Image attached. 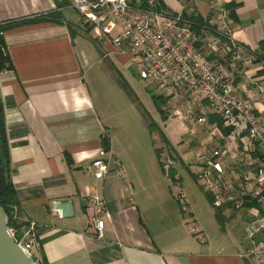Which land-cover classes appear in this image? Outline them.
<instances>
[{
	"label": "crops",
	"instance_id": "crops-1",
	"mask_svg": "<svg viewBox=\"0 0 264 264\" xmlns=\"http://www.w3.org/2000/svg\"><path fill=\"white\" fill-rule=\"evenodd\" d=\"M161 2L170 10L183 9L187 2L201 16L209 11L206 0ZM223 2L232 3L225 10H230L233 37L253 53L264 55V0ZM50 11L57 14L55 20L30 21ZM0 21L17 22L3 32L12 67L6 72L0 70V100L10 175L20 202L18 218L37 223L33 254L41 239L48 264H261L240 255L246 245L238 242L236 216L243 208L221 205V219L214 217L215 232L206 233V227L191 209L185 213L179 204L168 201L171 196L166 193L170 191L172 195V190L162 186L163 174L153 162L145 166L127 155L124 146L114 144L113 114L97 105L89 87V80L95 76L88 73H92L95 61L104 58L119 72L107 55L111 53L124 63L128 62L125 54L114 51L91 30L84 32L83 20L67 0H0ZM229 73L237 93L249 98L264 125V65L251 62L243 71L230 69ZM119 75L121 86L131 96L126 79L120 72ZM149 91L158 93L156 89ZM180 103L185 109V102ZM152 104V109L143 108V114L160 118L161 126L153 117L152 120L163 128L180 166L195 181L194 153L211 145L203 126L190 124L193 132H189L185 118L163 120ZM209 116L215 117L209 113L208 119ZM102 135L108 137L107 150L101 147ZM155 148L161 161V144ZM231 156L232 150H228L224 161H230ZM95 157L108 162V171L101 178L92 175L91 160ZM114 158L123 176L118 174ZM156 162L159 165L155 154ZM192 164L195 170L189 167ZM178 165L168 167L173 169L172 176L160 165L159 168L176 181ZM86 188L103 200L109 213V218L102 216L100 237L93 233L87 217ZM65 199L71 205L67 216L53 205L55 200ZM190 223L202 231L203 240L187 234Z\"/></svg>",
	"mask_w": 264,
	"mask_h": 264
},
{
	"label": "built area",
	"instance_id": "built-area-1",
	"mask_svg": "<svg viewBox=\"0 0 264 264\" xmlns=\"http://www.w3.org/2000/svg\"><path fill=\"white\" fill-rule=\"evenodd\" d=\"M208 18L192 28L182 9L158 6L156 0H67L96 38L108 42L114 51L125 54L138 77L151 82L166 97L165 103L185 102L183 115L191 125L203 126L209 147L198 148L193 157L195 178L215 206L230 204L246 212L243 229L248 240L240 255L264 264V125L253 111L250 100L237 93L230 69L241 72L256 61L254 53L231 34L230 18L223 0H206ZM229 70V71H228ZM4 72L7 68L3 69ZM173 114L179 113L177 108ZM213 114L218 120H209ZM190 125L189 132H193ZM226 130V131H224ZM232 150L230 161H224ZM168 159L162 162L167 174ZM113 164L120 176L117 159ZM94 178L103 177L108 162L91 160ZM87 217L93 233L100 237L103 218H109L103 200L86 188ZM180 210L189 212L181 190L174 193ZM37 223L29 220L16 241L32 255ZM189 231L196 239L204 234L193 223Z\"/></svg>",
	"mask_w": 264,
	"mask_h": 264
},
{
	"label": "rangeland",
	"instance_id": "rangeland-1",
	"mask_svg": "<svg viewBox=\"0 0 264 264\" xmlns=\"http://www.w3.org/2000/svg\"><path fill=\"white\" fill-rule=\"evenodd\" d=\"M185 3L184 10L188 12L192 7H190L189 3ZM100 52L102 53V48ZM107 56L109 60L111 59L113 64L118 68L119 72L126 79L127 84L131 88L130 96L120 84V78L117 77L120 76L119 72L116 71L117 69L114 70V68L110 67L111 63L105 58L103 60L100 59L95 61L92 65V73H88V76H95L89 80V87L94 94L97 105L100 109L113 114L112 130L114 133V144L118 147L124 146L127 155L138 159L142 162L141 164L145 166L149 165V161L153 162L155 164L154 168L159 172V174H163L161 177L162 186L167 190L169 186L172 190V195L170 191H167L166 193L167 196H171L168 201L178 205L173 194L178 189L181 190L184 194L186 205L192 210L193 216L206 227V233L213 234L215 232L214 229L216 228L214 227L213 229V226L217 224L214 220L215 215H213L214 208L219 209L221 206H215L212 201L210 203L207 200L204 192L196 183L198 180L195 178L196 180L194 181L186 168L180 166L182 164L179 160H177L176 152H173L169 146L162 142L157 129H149L146 125V123L153 125L154 119L158 125L161 126L162 124L160 118H158L156 114L152 115L154 118L153 120L150 115L143 114L144 107L152 109L153 104L150 100L149 90L154 91L155 88L149 81L142 80L137 76L133 65L128 62L123 63L119 61L111 53ZM181 105L182 104L180 102L175 104L169 102L164 103L162 108L166 113L165 119L169 117H176L177 114L183 115L184 107ZM174 108H177L179 113H171ZM143 115L145 121L143 119ZM184 120L187 119L185 118ZM151 122H153V124ZM187 123H189L188 120L186 124ZM162 131H164L163 128ZM160 144L161 162L171 158L172 161L170 160L171 162H168L169 166L172 164H179L176 166L177 177L179 176L176 181H171L169 177L162 173L157 162L155 163L154 149ZM189 167L195 170V166L193 164ZM165 204L170 206L167 201ZM174 208L176 207L174 206ZM245 216L246 212L243 209H238V216H236V228L238 230V242L240 241L242 246H245L248 243L243 229ZM186 232L189 236L194 237L189 229Z\"/></svg>",
	"mask_w": 264,
	"mask_h": 264
},
{
	"label": "trees",
	"instance_id": "trees-1",
	"mask_svg": "<svg viewBox=\"0 0 264 264\" xmlns=\"http://www.w3.org/2000/svg\"><path fill=\"white\" fill-rule=\"evenodd\" d=\"M145 0H140V4L143 5ZM158 6L162 7V2L161 0H156ZM232 3H223V7L227 8V6L231 5ZM182 14L189 18L192 21V28L197 31L198 25L202 24L203 22H206V18H208V15L201 16L199 13L195 11V9L192 7L190 11L186 12L184 8L181 10ZM230 10H227V15L229 17ZM44 18H48L50 20H55L57 18V14L54 11H50L46 13V15H41L35 18L30 19V21L34 20H41ZM22 21V20H21ZM26 21V20H23ZM17 23L16 21H0V70L4 68H10L12 67V62L10 59V56L6 50V44L5 40L3 37V32L5 29L9 28L10 26L14 25ZM84 32H87L90 30V27L84 23ZM70 33L73 34V30L70 29ZM259 44H262V41L259 42ZM255 55V60L257 61H263L264 62V55L263 53H254ZM124 86L126 87L127 90H129L128 86L124 83ZM150 97L152 102L154 103L156 110L159 112L160 116L162 119H165L166 113L165 110H163L162 105L166 101V97L162 96L158 93L151 92ZM209 119H217L216 117L209 116ZM218 120V119H217ZM154 122V121H153ZM153 122H151L153 124ZM149 129L155 128L158 131V134L162 140V142L170 146V142L165 135V133L158 127L156 126L155 122L153 125L148 124ZM226 131V130H224ZM0 140H1V146L3 150V154L5 157V160L7 162V168H8V175L7 177L5 176V169H4V164L0 160V204L3 206L6 214H7V225L9 227H12L16 229L17 234L15 233V236L17 237L21 233V228L25 224V222L21 219L18 218V210H19V198L17 194V189L15 188L12 180H11V175H10V159H9V153H8V147H7V141H6V134H5V128H4V120H3V106L2 102L0 100ZM100 143L101 147L104 150L108 149V137L105 135H102L100 137ZM156 157L158 158V163L160 167L162 168V162L159 159V150L157 148L154 149ZM173 169L168 168L167 174L168 176H172ZM207 200L211 203V199L208 193H206L203 190ZM214 215L215 217L220 220L221 215L219 214L218 208H214ZM33 257L37 260L38 264H48L47 259L45 256V253L42 249V240L39 239V246H38V251L37 253L33 254Z\"/></svg>",
	"mask_w": 264,
	"mask_h": 264
},
{
	"label": "water",
	"instance_id": "water-1",
	"mask_svg": "<svg viewBox=\"0 0 264 264\" xmlns=\"http://www.w3.org/2000/svg\"><path fill=\"white\" fill-rule=\"evenodd\" d=\"M0 160L4 164L5 176L8 175L7 162L5 160L0 140ZM54 207L61 208L62 215L71 214L70 200H55ZM0 264H38L33 255L16 239L7 225V214L0 204Z\"/></svg>",
	"mask_w": 264,
	"mask_h": 264
}]
</instances>
